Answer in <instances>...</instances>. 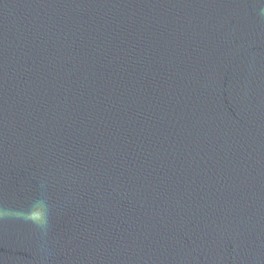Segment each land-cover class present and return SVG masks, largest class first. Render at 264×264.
<instances>
[{
  "label": "water",
  "instance_id": "obj_1",
  "mask_svg": "<svg viewBox=\"0 0 264 264\" xmlns=\"http://www.w3.org/2000/svg\"><path fill=\"white\" fill-rule=\"evenodd\" d=\"M264 0H0V264H261Z\"/></svg>",
  "mask_w": 264,
  "mask_h": 264
}]
</instances>
